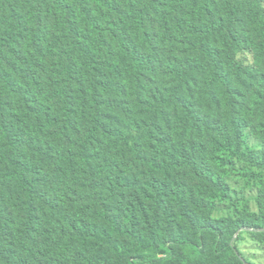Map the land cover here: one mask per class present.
Segmentation results:
<instances>
[{
  "label": "trees",
  "instance_id": "trees-1",
  "mask_svg": "<svg viewBox=\"0 0 264 264\" xmlns=\"http://www.w3.org/2000/svg\"><path fill=\"white\" fill-rule=\"evenodd\" d=\"M66 1L0 0V264H250L211 218L264 140V0Z\"/></svg>",
  "mask_w": 264,
  "mask_h": 264
},
{
  "label": "rangeland",
  "instance_id": "rangeland-1",
  "mask_svg": "<svg viewBox=\"0 0 264 264\" xmlns=\"http://www.w3.org/2000/svg\"><path fill=\"white\" fill-rule=\"evenodd\" d=\"M64 1L67 3L66 0ZM67 4L70 5L69 3ZM11 8L15 13L18 14V16L26 18L28 23H32L35 20L34 24H37L38 21H40L46 24L49 28L54 25L50 21L53 15L49 10V13L47 14L44 10L41 14L35 15L33 13L32 6H26L20 2L15 3ZM6 14L7 10L0 7V16H5ZM75 17L78 22L77 24H79V26L82 25V18L78 12H75ZM171 31L176 33L175 29H171ZM23 37L24 40L27 41V38L31 36L27 33H24ZM159 40L161 46L158 47V50H164L165 52H168L170 50V48L167 47L169 45V39H167L166 43H162L160 37ZM48 44L51 45L50 43ZM60 45L61 44L55 43L53 46L57 48ZM27 47L28 45L23 47V50H27ZM33 55L38 58L39 49L33 52ZM23 57L26 56L24 55ZM253 57L254 55L250 53L247 54L245 58V60L247 59L246 64H253ZM32 60L37 59L34 57L28 58L27 62L32 63ZM231 73L233 76L232 80L235 82V84L240 86L245 83V81H243L245 79L243 75L241 76L237 72ZM159 79L161 78L155 79L154 82L158 81ZM20 82L23 84L22 79ZM246 103L247 102L243 100L241 104L245 106ZM203 116L208 121L211 120L208 111H203ZM248 120L250 122L249 129H251V138L247 143V146L250 147V150L249 153L245 154L247 157L245 158L246 162L243 164V166H247V168H245L244 171L240 168L235 169V173H233V175L227 179V184L230 189L229 198L225 202L218 205V209L213 213L211 219L214 223V226H220L224 228L223 239L225 244L229 242L237 247L248 263L264 264V234L259 233L264 232V229L259 230V227L264 226V140L254 131L255 126L262 123L261 120H258L257 118ZM256 120L258 121L256 122ZM203 124V126L207 129V126L212 125L213 122L211 121L208 124L204 122ZM249 159H251L250 162ZM251 161L255 163L254 166H250ZM256 163L261 164V166ZM62 189V186L56 181V184L52 187L51 192L54 194V196H57ZM16 207L17 199L14 197L7 198L0 203V209L3 212H8V221L9 226L11 227L16 226L19 221V217L17 216L15 210ZM254 218H258V220ZM252 219L254 221L253 227H244V229H241L240 231H233L234 225H232V223H234V221L242 220L244 222H251ZM46 228L47 230L51 229V234L54 235V233L60 229L58 217L51 221ZM231 260L234 263V257Z\"/></svg>",
  "mask_w": 264,
  "mask_h": 264
}]
</instances>
